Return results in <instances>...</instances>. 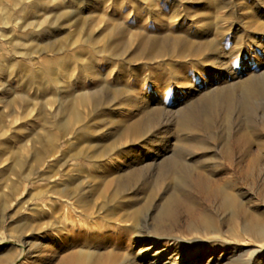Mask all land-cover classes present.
Returning a JSON list of instances; mask_svg holds the SVG:
<instances>
[{
	"label": "rangeland",
	"instance_id": "obj_1",
	"mask_svg": "<svg viewBox=\"0 0 264 264\" xmlns=\"http://www.w3.org/2000/svg\"><path fill=\"white\" fill-rule=\"evenodd\" d=\"M135 210L264 264V0H0V264H129Z\"/></svg>",
	"mask_w": 264,
	"mask_h": 264
},
{
	"label": "bare ground",
	"instance_id": "obj_2",
	"mask_svg": "<svg viewBox=\"0 0 264 264\" xmlns=\"http://www.w3.org/2000/svg\"><path fill=\"white\" fill-rule=\"evenodd\" d=\"M142 43L143 44H150L151 43L152 46H153V48L156 49V51H158V52L159 51H162L166 47H169L170 46V45L167 44V42H165L162 39L159 40V41L158 40L157 41H154V42H150V41H147V40H143ZM172 44L175 47H180L179 48V51L177 52V55H179V56L180 55H186L188 53L194 54L195 52H197V51L199 52V50H200V43L197 44V45H194L192 42H190V41H188V40H186L184 38L174 39L172 41ZM89 96H87V95L84 94V95H82L80 97V100L79 101L82 102V103H85L87 101V99H88ZM71 113H73V112H71ZM191 118L192 117L187 118V119L188 120H192ZM193 121H195V120H193ZM128 130H129V132H131V133H133L135 135L138 134V133H140V129L137 128V126H134V125L131 126ZM15 164L19 168H22V162L20 160H17L15 162ZM199 173L197 174V178H198L199 184H201L200 183L201 180H200V174ZM208 184H211V183H208ZM198 185H197V187H198ZM200 186H202V185H200ZM203 186H204V182H203ZM215 188H216V191L218 192V191L222 190L224 187H222V185H219V186H216L215 185ZM202 191H204V193H206L205 192L206 191L205 187L202 189ZM184 211H185V214L187 216H193V210H191L189 207L185 208ZM137 212H138L137 210L133 211L132 212V217H131L132 218V221H131V223H132L131 229L133 230V233L132 234H133V236H134L133 238L135 240L134 241L135 242V245H134V248H133L134 249V252H133V254L130 253L125 258L124 261L125 262L127 261L129 264H137L136 262H138V261H141V260L143 261L144 259H148L149 262H153V263L157 262V263H160V264H184V261L182 262L181 260H182V258L184 259L185 254L183 252H187L186 249H184V250H180V249L179 250L178 249H169L167 247L164 248L162 246H157V245L160 243V241H162V239L165 240V238H168V240H172V239L173 240H177V243H175V244H183L186 241V239H184V238L178 239L177 237H173V236L170 237L169 235H164V234H163L164 237L163 236L160 237V235L156 234V232H154V229L151 228L146 221H141L142 218L139 219V216H138V213ZM121 218H122L121 219L122 221L123 220H127V219H124V216H122ZM203 221H204V219H203ZM203 221L201 220V222H203ZM198 222H199V225L202 224V223H200V221H198ZM208 223L209 222H207V221H206V224H204V222H203L202 226L204 225L205 227H208L207 226ZM188 226L190 228L193 226L191 221L188 223ZM165 228H166V226H165ZM257 233L259 235H263L264 234V227H258L257 228ZM174 252H176V255H178L177 258H173L172 256L171 257L170 256L169 257L166 256L167 253H168V255H170V254H175ZM177 252H181V253H177ZM81 253H83V252H80V251L71 252L69 255H67L66 258H63V259L61 258V260L58 262V264H67L68 262H75L76 263V261L78 262V260L82 257V254ZM164 255L166 257H164ZM106 260H107V264H110V262L113 263V261H115V259L112 258V257H107ZM104 264H106V263L104 262Z\"/></svg>",
	"mask_w": 264,
	"mask_h": 264
}]
</instances>
